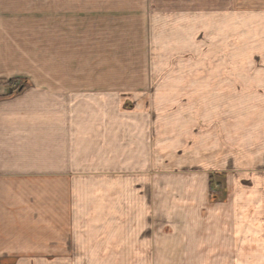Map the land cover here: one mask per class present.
Returning a JSON list of instances; mask_svg holds the SVG:
<instances>
[{
    "label": "crops",
    "instance_id": "1",
    "mask_svg": "<svg viewBox=\"0 0 264 264\" xmlns=\"http://www.w3.org/2000/svg\"><path fill=\"white\" fill-rule=\"evenodd\" d=\"M169 1L0 0V264H264V0Z\"/></svg>",
    "mask_w": 264,
    "mask_h": 264
},
{
    "label": "rangeland",
    "instance_id": "2",
    "mask_svg": "<svg viewBox=\"0 0 264 264\" xmlns=\"http://www.w3.org/2000/svg\"><path fill=\"white\" fill-rule=\"evenodd\" d=\"M168 5L170 7H175V8H190V9H201V8H213L214 6V0H173L169 1ZM187 65V63H185ZM257 65H262V62H255L254 66L256 67ZM126 67L129 70H142L145 67L149 68V61H127ZM191 69H198V70H212L215 69V63L213 61H208V62H197V61H191ZM130 78H128L129 80ZM22 84V83H21ZM19 83L13 84L12 86L15 85L14 92L20 91L18 88L21 85ZM10 85V87L12 88ZM21 89V88H20ZM242 95L243 98L239 99V103L241 104H250L254 110L253 113H262L264 112V95H251L252 99L247 98L245 94H240ZM214 193V192H212Z\"/></svg>",
    "mask_w": 264,
    "mask_h": 264
},
{
    "label": "trees",
    "instance_id": "3",
    "mask_svg": "<svg viewBox=\"0 0 264 264\" xmlns=\"http://www.w3.org/2000/svg\"><path fill=\"white\" fill-rule=\"evenodd\" d=\"M20 88H21V86L18 89H20ZM211 184H213V180H212V183ZM211 197L215 199L216 198V195L214 193H212L211 194Z\"/></svg>",
    "mask_w": 264,
    "mask_h": 264
},
{
    "label": "built area",
    "instance_id": "4",
    "mask_svg": "<svg viewBox=\"0 0 264 264\" xmlns=\"http://www.w3.org/2000/svg\"><path fill=\"white\" fill-rule=\"evenodd\" d=\"M12 88L15 89V85Z\"/></svg>",
    "mask_w": 264,
    "mask_h": 264
}]
</instances>
